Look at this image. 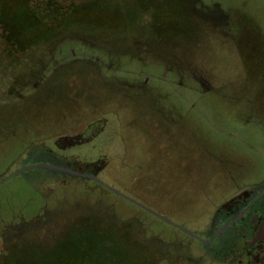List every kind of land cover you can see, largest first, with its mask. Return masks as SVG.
I'll return each instance as SVG.
<instances>
[{"label":"rangeland","instance_id":"1","mask_svg":"<svg viewBox=\"0 0 264 264\" xmlns=\"http://www.w3.org/2000/svg\"><path fill=\"white\" fill-rule=\"evenodd\" d=\"M79 33L111 48L128 39L160 44L186 58L173 67L189 75L146 62L143 78L160 87L163 133L154 118L115 104L84 122L96 88L75 65L41 86L44 102L21 105L25 116L63 109V123L0 124V264H194L186 257L199 247L171 242L178 232L168 223L199 232L215 211L206 208L264 180V0H0V109L11 84L38 75L48 47L57 59ZM4 113L3 124L17 120ZM107 162L121 193L146 213L90 180L37 167L15 174L38 164L90 173L89 164ZM162 202L172 210H159Z\"/></svg>","mask_w":264,"mask_h":264},{"label":"trees","instance_id":"2","mask_svg":"<svg viewBox=\"0 0 264 264\" xmlns=\"http://www.w3.org/2000/svg\"><path fill=\"white\" fill-rule=\"evenodd\" d=\"M80 35L75 36L78 41H76V39H71V42H74V44H69L64 50L63 48L59 47L57 59L53 57L54 53L51 50V47H48L45 55L43 56L44 64H40V68L36 69L38 75L31 78V84L21 87L11 84L14 92H4L3 97L6 98V100L3 98L5 103H3L4 105H1L3 108L0 109V119L4 117L3 111H5L4 114L7 115L9 112L14 110V113L17 114V120L14 123L10 122L9 124H3L0 122V124L6 127L24 126L22 124L24 121H26V117L28 120L30 119L29 127L39 126L42 124V120L44 118L46 119L47 124L52 122H55V124L58 122L63 123L67 116L66 113L63 112V109H61L60 112L58 111L56 116H51L49 113L34 108L26 112L25 116L22 114V107L30 105L29 100L33 97L35 98V103L39 102V104H41V101L44 102L43 98L45 95L42 91V87L47 83V81L57 73H61L63 70H67L69 67L75 65L76 67H80L82 69H88L89 73L87 76L90 75V77L94 78L93 87L96 88V92L94 93L95 98L91 101H86V105L92 108H88L89 110L91 109L89 112L91 114H88V116L83 119L84 122H95L97 120H101L103 117H106L108 114H112L111 111L116 107H111V104H115L121 105L122 108H126L132 114L133 112L131 111H134V113H140V115L154 118V122L158 127L157 129L162 133L166 132V130L162 128V125L165 124L162 122L163 119L156 104V102H158L157 100L159 99H157L156 92L160 89V87L156 88L154 85V82H156L155 79L153 81L149 80L146 82L142 76V73H144L147 68L146 62L151 60H159L163 65L171 67L172 74L177 78L186 77L187 79L189 75L187 69L182 68V70L180 67L174 69L173 67L183 66L184 64H180L179 62H186L184 60L186 58H182V54L175 53L172 50L166 51L165 46H160V44L157 43H146L136 39H128V42L130 41L131 44H128L126 46L127 48L119 43L118 46L115 45V47L111 48V46L105 45L101 42L94 45L88 38L84 41L83 39L85 37L82 36L83 34ZM67 36L68 33H66L65 37ZM76 42H81V44H76ZM77 46L79 47V50H82L81 54L77 52ZM108 46L109 48H107ZM82 48H84V51ZM146 58L148 61H146ZM64 61H70L69 64L72 65L63 68L61 65ZM82 61L86 63L82 64ZM76 63H80L81 65ZM41 73H44L46 76H41ZM39 80H43L41 81L42 83H40ZM247 82L249 83L248 80ZM247 89L250 94V107H256L255 111H259V102L255 99L254 94L250 89V85L247 86ZM165 95L166 94L163 96L167 98ZM76 96L85 98V96H82L79 91ZM135 110H138V112H135ZM36 118L38 120L37 124L35 122ZM142 119L143 117L138 116V118L135 120L142 122ZM84 122L78 125L80 126L78 129L73 130L82 131L80 128L82 127L81 124ZM170 129L171 127L168 130ZM64 140L65 138L61 139L60 142H64ZM77 166L82 168L81 164H77ZM88 167L100 168V165L98 163H91L88 165ZM136 211L138 212V210Z\"/></svg>","mask_w":264,"mask_h":264},{"label":"flooded vegetation","instance_id":"3","mask_svg":"<svg viewBox=\"0 0 264 264\" xmlns=\"http://www.w3.org/2000/svg\"><path fill=\"white\" fill-rule=\"evenodd\" d=\"M61 139L57 142L60 143ZM72 141L78 143L80 139L75 138ZM132 208L138 210V207ZM158 209L172 210L164 202ZM206 210L215 211L199 232H192L183 224L168 223L172 231L178 232L171 242L184 246L188 252L193 250L195 243L199 247V252H195V255L190 252L191 255L186 257L191 263L264 264V239L256 240L257 233L264 223V180L238 188L236 192L225 196L215 206ZM138 211L146 213L144 210Z\"/></svg>","mask_w":264,"mask_h":264},{"label":"water","instance_id":"4","mask_svg":"<svg viewBox=\"0 0 264 264\" xmlns=\"http://www.w3.org/2000/svg\"><path fill=\"white\" fill-rule=\"evenodd\" d=\"M46 168V169H50L52 171L55 172H60L63 174H67V175H71V176H75L78 177L80 179L83 180H90L92 182H94L93 184L96 187L100 188V191H104L105 194H115V196H119L122 198H125L127 201H129L130 203L134 204L135 206H137L138 208L143 209L144 211H148L149 209H146L144 207H142L141 205H139V203H137L135 200L130 199L129 197L124 196L121 191L119 189H121L119 186H121V182L118 178L113 176L112 173V165L111 163H105L104 166L100 167L98 170L95 171L96 167H92L91 168V172H81V171H74V170H68L62 167H54V166H49L46 164H38V165H34V166H29L27 168H24L22 170H18L17 172H15V174L20 173L23 170H27V169H32V168ZM108 177V178H107ZM108 179V180H106ZM118 185L117 188L115 186H113V184ZM119 188V189H118ZM146 211V212H147ZM182 231L189 233L186 229L181 228ZM193 235V234H192ZM264 239V223L262 224V226L260 227L258 233H257V237L256 240H263Z\"/></svg>","mask_w":264,"mask_h":264}]
</instances>
